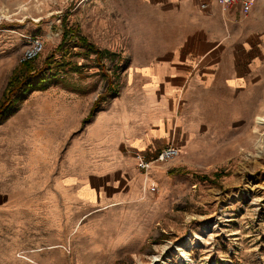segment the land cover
I'll list each match as a JSON object with an SVG mask.
<instances>
[{"label":"rangeland","instance_id":"1","mask_svg":"<svg viewBox=\"0 0 264 264\" xmlns=\"http://www.w3.org/2000/svg\"><path fill=\"white\" fill-rule=\"evenodd\" d=\"M21 7L0 14V104L22 72L0 123L40 107L37 115L56 124L45 134L59 137L60 130L65 156L119 94L134 59L159 44L149 25L127 22L118 0H32ZM35 39L43 49L32 59L33 79L47 77L45 88L28 86L31 73L22 71ZM241 90L223 93L218 110L206 112L213 126L200 152L177 141L168 146L179 150L174 158L158 159L168 147L146 155L148 167L138 166L142 185L153 169L146 200L105 207L68 194L59 199L38 182L1 200L0 264H264V124L256 123L264 117V87ZM204 92L188 107L215 106L206 105ZM22 144L18 153L25 155ZM18 168L17 175L27 176L28 167ZM54 244L70 249H50Z\"/></svg>","mask_w":264,"mask_h":264},{"label":"crops","instance_id":"2","mask_svg":"<svg viewBox=\"0 0 264 264\" xmlns=\"http://www.w3.org/2000/svg\"><path fill=\"white\" fill-rule=\"evenodd\" d=\"M30 1L0 0V8L15 10ZM118 1L127 22L149 25L159 46L134 59L119 94L65 156L60 130L59 137L45 134L56 124L48 125L44 112L37 115L40 107L30 105L0 123V201L33 182L49 185L48 193L59 199H90L92 191L94 203L105 207L140 200L141 159L127 150L154 156L180 141L185 151L200 152L213 126L206 112L218 110L223 93L264 87V0H254L248 17L240 3L220 0ZM199 89L210 98L206 105L215 106L188 107ZM22 143L25 155L18 153ZM41 159L51 165L41 167ZM19 165L28 167L27 176L17 175Z\"/></svg>","mask_w":264,"mask_h":264},{"label":"built area","instance_id":"3","mask_svg":"<svg viewBox=\"0 0 264 264\" xmlns=\"http://www.w3.org/2000/svg\"><path fill=\"white\" fill-rule=\"evenodd\" d=\"M224 5H234L236 3H240L241 5V13L243 16L248 17L250 15L254 0H220ZM43 42L39 39H35L32 42V45L26 50L24 53V61L32 60L42 51ZM179 150L176 147H168L166 148L159 156L160 161L168 160L174 158L178 154ZM141 159L142 166L147 168L146 155L140 154L138 155ZM151 190H156V187H152Z\"/></svg>","mask_w":264,"mask_h":264},{"label":"trees","instance_id":"4","mask_svg":"<svg viewBox=\"0 0 264 264\" xmlns=\"http://www.w3.org/2000/svg\"><path fill=\"white\" fill-rule=\"evenodd\" d=\"M23 64V68H22V71L25 70V71H29L31 73L30 76H28V86L30 87H33V88H45L48 84V78L47 77H44V76H41L40 79L38 80H34V72L36 71V68H35V65L34 63H32V60H28V61H24L22 62ZM22 72H20L17 76L13 77V79L10 81L9 83V86H8V89L5 93V100L0 104V118L7 112V110H9V107H8V98L9 95L13 94L21 85L20 83V74ZM102 101V99H97L93 108H92V111H91V115L90 117H92L95 113V111L97 110V108H99L100 106V102ZM89 117V118H90Z\"/></svg>","mask_w":264,"mask_h":264},{"label":"bare ground","instance_id":"5","mask_svg":"<svg viewBox=\"0 0 264 264\" xmlns=\"http://www.w3.org/2000/svg\"><path fill=\"white\" fill-rule=\"evenodd\" d=\"M23 8V7H21ZM18 13V12H17ZM0 14H3L2 16H6L5 10L0 8ZM256 123L258 125H263L264 124V117L263 116H258L256 119ZM257 128V127H256ZM151 175H152V169L149 170V174L145 175L144 177V183H143V193H142V197L140 200H146V198L148 197V187L149 185L152 183V179H151ZM150 194V193H149ZM88 196L90 199H84V201H87L89 203H94L96 201V197L95 194L92 191H89ZM50 249H57V248H62V249H70L69 246L66 245H51L49 247Z\"/></svg>","mask_w":264,"mask_h":264}]
</instances>
